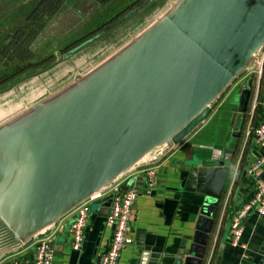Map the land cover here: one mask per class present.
Wrapping results in <instances>:
<instances>
[{
    "label": "water",
    "instance_id": "95a60500",
    "mask_svg": "<svg viewBox=\"0 0 264 264\" xmlns=\"http://www.w3.org/2000/svg\"><path fill=\"white\" fill-rule=\"evenodd\" d=\"M176 8L28 126L2 132L1 239L21 243L22 229L58 218L163 142L179 143L264 45V0H186ZM251 87L249 79L239 89V113L221 156L197 161L203 165L183 180L205 197L191 246L177 264L204 262Z\"/></svg>",
    "mask_w": 264,
    "mask_h": 264
},
{
    "label": "crops",
    "instance_id": "0c3cea01",
    "mask_svg": "<svg viewBox=\"0 0 264 264\" xmlns=\"http://www.w3.org/2000/svg\"><path fill=\"white\" fill-rule=\"evenodd\" d=\"M24 23L25 21L21 24ZM0 44L2 47V37ZM89 61L84 60L83 64ZM60 62L57 60L55 64ZM77 67L78 64L60 72L58 82L64 79L70 81ZM38 70L40 71L32 75L26 74L17 78L13 75L0 82V144L5 139L2 132L10 133L12 130L25 128L42 110L67 94V91L61 94L63 84H50L47 69ZM247 73L238 78V83L244 85L248 82L249 79L247 82L243 81ZM240 95L238 90L233 99L229 120L225 117L224 122L213 126L223 107L221 98H218L207 118L179 143L172 140L163 142L119 176L117 180L124 179L123 187L135 180V177L139 178L138 184H144L142 172L157 166V185L154 191L142 192L137 198L130 231L133 242L122 251L119 264H177L179 258L185 255L193 241L205 195L187 190L183 180L192 168L203 165L197 161L221 156L222 150L228 144L235 116L239 113ZM39 103L44 106L42 109ZM249 115L248 105L240 124L238 148L224 187L203 264H263L264 216L253 212L245 218L241 241L247 245L246 249L233 246L230 233L233 213L253 194V179L248 169L264 156V147L259 146L255 138L251 137L246 142L245 131ZM262 116V110L257 112L255 126L259 124ZM262 176L264 178V165ZM109 209L108 199L97 200L91 204L81 250L72 247L70 233V224L76 215L75 206L47 224L28 228L31 230L22 229L23 239H20L19 244L0 238V264H13L17 259H32L36 241L46 236H50L53 241L54 264H94L109 248L112 239L113 228L107 225Z\"/></svg>",
    "mask_w": 264,
    "mask_h": 264
},
{
    "label": "rangeland",
    "instance_id": "374dc122",
    "mask_svg": "<svg viewBox=\"0 0 264 264\" xmlns=\"http://www.w3.org/2000/svg\"><path fill=\"white\" fill-rule=\"evenodd\" d=\"M181 1L0 0V37L3 38L0 82L13 75L15 78L32 75L42 68L48 70L50 84L61 83V94L68 93L125 53ZM23 21L25 23L21 24ZM260 53L243 70V73L248 71L243 81L252 80L253 93L258 88ZM55 59L61 62L56 65ZM84 60L90 61L83 64ZM76 64L73 78L58 82V74ZM243 73L230 83L229 90L221 98L223 107L213 126L224 122L225 117L229 120L234 96L243 84L238 83V78L244 76ZM262 84L264 87V80L260 84V94Z\"/></svg>",
    "mask_w": 264,
    "mask_h": 264
},
{
    "label": "built area",
    "instance_id": "2783aa9c",
    "mask_svg": "<svg viewBox=\"0 0 264 264\" xmlns=\"http://www.w3.org/2000/svg\"><path fill=\"white\" fill-rule=\"evenodd\" d=\"M258 57V88L253 93L249 103V121L245 131L246 142L249 138H255L256 143L264 147V97L260 94V84L264 80V47L259 50ZM263 87V84H262ZM261 109L263 116L259 124L254 125V119ZM264 156L260 157L248 169L253 179L254 190L252 196L237 209L230 221V233L233 246H241L246 249L247 245L242 243L244 234V220L255 212L264 216V178L262 168ZM143 183L138 184L139 178L131 180L123 187V180H116L108 187L97 190L76 205V215L70 224L72 236V247L81 250L85 239V228L91 213V204L97 200L108 199L110 201L107 225L113 228V235L109 248L100 256L94 264H119L120 256L124 248L133 242L130 234L133 211L138 196L142 193H152L157 185V166L145 169L143 172ZM35 254L32 259H17L13 264H54V245L50 236L41 237L35 243ZM210 264V263H209ZM264 264V258H263Z\"/></svg>",
    "mask_w": 264,
    "mask_h": 264
},
{
    "label": "bare ground",
    "instance_id": "6f19581e",
    "mask_svg": "<svg viewBox=\"0 0 264 264\" xmlns=\"http://www.w3.org/2000/svg\"><path fill=\"white\" fill-rule=\"evenodd\" d=\"M185 1L186 0H182L181 2H180V4L178 5V7L181 5V4H183V3H185ZM177 7V8H178ZM176 8V9H177ZM94 83V82H93ZM88 86L89 85H91V84H87ZM82 93H83V89L82 90H80V92H78V93H76V94H74V95H70V96H68L67 98H65L57 107H55L54 109H53V111H54V113H56V112H59V111H61L63 108H65V107H67L68 105H70L73 101H75V100H77L81 95H82ZM48 112H50V111H48ZM48 117V115L46 114V115H44V117H42L40 120H44V119H46Z\"/></svg>",
    "mask_w": 264,
    "mask_h": 264
},
{
    "label": "trees",
    "instance_id": "16d2710c",
    "mask_svg": "<svg viewBox=\"0 0 264 264\" xmlns=\"http://www.w3.org/2000/svg\"><path fill=\"white\" fill-rule=\"evenodd\" d=\"M229 89H227L219 98H222L224 96V94L228 91ZM252 96H253V90H252V87H251V91H250V97H249V103L252 99ZM261 111V109L259 108L258 109V112Z\"/></svg>",
    "mask_w": 264,
    "mask_h": 264
}]
</instances>
